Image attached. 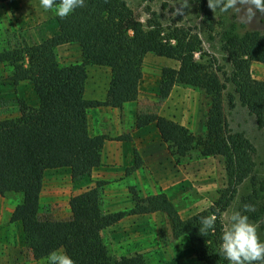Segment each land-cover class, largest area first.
Returning <instances> with one entry per match:
<instances>
[{"label": "trees", "instance_id": "16d2710c", "mask_svg": "<svg viewBox=\"0 0 264 264\" xmlns=\"http://www.w3.org/2000/svg\"><path fill=\"white\" fill-rule=\"evenodd\" d=\"M5 1V0H0ZM207 32L213 30L212 11L207 0H192ZM65 19L54 16L57 32L34 44L22 42L0 50V65L9 67L12 84L30 85L35 103L16 99L14 116L0 117V196L20 195L9 222L20 229L23 245L33 260L47 259L52 251L65 252L76 264H144L141 254L111 257L101 233L124 215L103 212L99 203V183L71 195L67 200V219L40 216V191L44 172L65 168L71 178L88 173L100 165L104 135H90L87 111L99 106L121 107L137 97L142 76V59L147 53L172 59L176 68L162 67L159 88L186 85L202 90L208 97L205 113V152L220 156L227 179L226 191L217 200L186 218L178 215L164 192L145 200L144 212H162L168 218L173 237H184L194 257L202 264H228L218 254L223 224L220 212L235 194V188L248 180L251 191L242 198L254 212V221L264 218V179L253 173L254 147L241 132L230 131L222 112L226 84V104L233 107L235 97L264 132V81L250 75V63L264 64V32L246 31L224 35L221 50L230 65L225 73L209 60H201L202 45L188 27L163 29L156 13L149 12L144 23L137 20L125 0H85ZM76 45L78 61L59 62L56 47ZM198 54V59L194 57ZM87 66L107 67L110 78L103 100L83 95ZM165 122L152 114H137L135 127ZM128 138L117 136L115 139ZM134 166L138 156L133 152ZM216 213L214 232H199V217ZM46 264V263H45Z\"/></svg>", "mask_w": 264, "mask_h": 264}, {"label": "rangeland", "instance_id": "374dc122", "mask_svg": "<svg viewBox=\"0 0 264 264\" xmlns=\"http://www.w3.org/2000/svg\"><path fill=\"white\" fill-rule=\"evenodd\" d=\"M31 1H0V50L20 45L22 42L34 44L41 39L36 26L40 29L48 26L49 23L45 20L52 12L46 10L42 16L32 20L27 7V3L30 4ZM125 2L133 16L142 23L148 18L149 12H154L163 29L173 26L188 27L201 40V60H214L213 63L225 73L229 72L230 65L220 47L223 36H238L252 30L264 32V18L251 24L242 23L240 14L232 10L226 13L219 10L214 14L212 12L213 30L207 32L192 0H189L191 8L185 9L183 14H177L176 11L179 0ZM31 10L34 12V7ZM42 33L47 32L44 29ZM55 53L59 62H69L75 61L79 52L76 45L68 44L56 49ZM194 57L198 59V54ZM164 66L176 68L177 62L150 53L143 56L139 97L135 103H131L135 116L152 114L165 121L160 125L153 121L147 131V134L152 131L158 134L162 146V156L158 164L143 165L134 148L138 165H142L111 169L106 177L99 175L98 169L94 173L89 171L74 178L68 176L67 169L46 170L40 192V216L47 219H67L68 198L99 183L101 210L106 213H124L121 219L101 233L102 241L111 257L139 253L144 264H202L194 257L184 237H173L169 220L164 213L142 211L146 198L162 191L180 218L184 219L212 205L221 191L225 192L228 186L222 158L207 155L205 152L204 119L208 97L202 90L186 85H173L166 91L159 88L160 69ZM92 68L87 69L89 80L97 75L100 82L105 81L107 85L110 71L101 66ZM249 69L252 78L264 81L263 63L251 62ZM9 73L8 66L0 65V117L15 115L17 98L30 105L35 103L30 85L26 82L12 84L7 79ZM227 91H231L229 84H226L222 96L226 126L230 131L241 132L253 145V173L264 179V132L256 126L253 117L240 105L236 97L233 107H227ZM119 114L123 118V129H126L119 135L122 136L128 134L124 132H128L131 123L125 109L119 111ZM99 116L98 107L87 111L92 131L98 130ZM150 149L151 146L144 149L147 158ZM250 191L248 180L236 186L235 194L219 215L223 228L229 225L231 211L241 208L242 198ZM19 199L20 195L16 193L0 196V264H45L47 259L30 260V253L21 240L19 226L9 222L10 212ZM254 222L260 224L259 236L264 240V218Z\"/></svg>", "mask_w": 264, "mask_h": 264}, {"label": "clouds", "instance_id": "9594fccd", "mask_svg": "<svg viewBox=\"0 0 264 264\" xmlns=\"http://www.w3.org/2000/svg\"><path fill=\"white\" fill-rule=\"evenodd\" d=\"M40 4L61 19L67 18L77 8L86 7L85 0H40ZM207 5L213 14L217 10L222 13L230 10L239 13L242 23L251 24L259 18H264V0H207ZM188 8H191L189 0H179L176 6L177 14H183ZM254 211V205L244 203L242 208H234L229 215V225L222 231L218 251L228 264H264V240L259 236L260 224L252 221L247 215ZM217 221L216 213L200 216V234L206 236L209 231L214 232ZM46 264L76 262L65 252L52 251Z\"/></svg>", "mask_w": 264, "mask_h": 264}, {"label": "crops", "instance_id": "0c3cea01", "mask_svg": "<svg viewBox=\"0 0 264 264\" xmlns=\"http://www.w3.org/2000/svg\"><path fill=\"white\" fill-rule=\"evenodd\" d=\"M27 7L29 8V12H30V14L28 15H30L32 20L36 19L37 16L39 15L42 16L44 12H47L46 10L42 9L43 7L40 4V0H32L30 4L27 3ZM33 7H34V12H32L31 10ZM54 16L55 15L52 13L50 17H47L45 22H48L49 25L46 26L45 28L40 29L39 27L36 26V30L38 31V34H39L38 36L41 39L49 37L57 32V24L54 20ZM44 29L46 30L47 33H42ZM41 39H39V41ZM67 45L68 44L59 45L56 47V49H59L60 47H64V46L66 47ZM79 59H80V56L78 53L75 61H78ZM92 67L94 66H87V69L92 68ZM96 67H99V66H96ZM104 68H107V67H104ZM89 79L90 77L89 75H87L85 85H84V92H83L84 97L86 99L103 100L106 95L108 83L106 85L105 81L100 82L97 75L94 76L93 80H89ZM99 84H101L100 87H99ZM139 91H140V86L138 83L136 99L134 101L124 103L119 108L109 107V106H99L98 111L100 113V116L97 120L98 130L96 129V131L95 130L92 131V129L89 126V120L87 117L89 134L90 135L100 134V135L105 136V140H104V143L101 149L100 165L95 168H92L90 170V173H94L98 169L97 170L98 174L106 177L111 169H120V168L133 166L134 165L133 152H135L133 150L134 148L137 151L138 155L140 156V159L143 165L147 166L148 164H150V166L151 165L154 166L158 164V161L160 160V156H162L161 155L162 146L160 144L157 132L152 131L151 134H147L148 128L152 124L148 123L147 125H144L142 127L134 126L135 110L134 109L132 110L133 106L131 103L133 102L135 103L137 101L139 97ZM123 109L126 110V114L128 115L127 116L128 120H130V123H131V127L128 130V132H124L128 134L122 135V136H127L128 138L115 139V137L119 136L123 130H126V129H123L125 128L122 124L123 118L119 114V111H122ZM147 146H151L148 158L146 157L147 153L146 154L144 153V149ZM142 163H140L138 166H141ZM56 169H65V168H56ZM68 176H69V172H68ZM19 232H20V229H19ZM29 258L32 261H36V260H33L31 257Z\"/></svg>", "mask_w": 264, "mask_h": 264}]
</instances>
